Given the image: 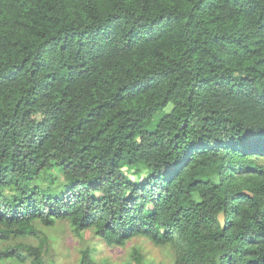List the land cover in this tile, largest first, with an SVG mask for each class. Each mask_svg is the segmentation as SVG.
<instances>
[{"label":"trees","instance_id":"1","mask_svg":"<svg viewBox=\"0 0 264 264\" xmlns=\"http://www.w3.org/2000/svg\"><path fill=\"white\" fill-rule=\"evenodd\" d=\"M52 170L62 189L35 184ZM62 218L264 264V0H0V240Z\"/></svg>","mask_w":264,"mask_h":264},{"label":"rangeland","instance_id":"2","mask_svg":"<svg viewBox=\"0 0 264 264\" xmlns=\"http://www.w3.org/2000/svg\"><path fill=\"white\" fill-rule=\"evenodd\" d=\"M65 182L59 172L52 170L47 174L42 172L35 184L43 188L49 186L54 191L62 189ZM34 226L39 229L38 236L12 234L0 240V249L20 242L30 245L41 252V264H79L81 251L86 247L91 249L92 256L98 262L126 264L135 249L142 255L141 264H174L171 248L155 245L143 236L132 237L121 245H108L93 229L76 234L65 218L56 220L53 225H44L36 220Z\"/></svg>","mask_w":264,"mask_h":264}]
</instances>
